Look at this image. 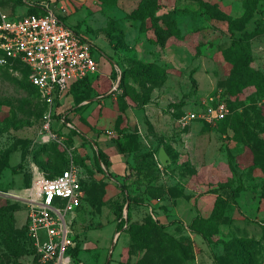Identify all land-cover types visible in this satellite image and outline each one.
<instances>
[{
    "label": "rangeland",
    "instance_id": "374dc122",
    "mask_svg": "<svg viewBox=\"0 0 264 264\" xmlns=\"http://www.w3.org/2000/svg\"><path fill=\"white\" fill-rule=\"evenodd\" d=\"M35 1L0 0V13L23 16ZM205 1L222 15L198 0H67L71 12L58 14L95 44L100 74L55 105L50 130L24 65L0 66V191L15 194L34 170L52 175L49 158L66 165L68 146L84 175L74 264H225L233 237L257 240L264 264V0L251 13L245 0ZM100 95L105 103L89 110ZM212 97L228 102L225 121H181ZM100 144L123 155V173L98 162ZM218 194L230 203L226 217L216 227L194 220L210 215ZM0 205L17 209L14 223L0 222V264H31L25 250L14 255L26 205L1 193ZM149 217L162 227L134 239L129 226Z\"/></svg>",
    "mask_w": 264,
    "mask_h": 264
},
{
    "label": "built area",
    "instance_id": "2783aa9c",
    "mask_svg": "<svg viewBox=\"0 0 264 264\" xmlns=\"http://www.w3.org/2000/svg\"><path fill=\"white\" fill-rule=\"evenodd\" d=\"M40 6L38 13L14 19L0 13V48L4 51L0 64L19 60L29 68L30 81L48 106L44 129L50 130L56 100L75 83L97 75L100 66L96 46L89 37L66 25L48 1ZM229 113L226 100L212 97L211 103L204 100L199 111H190L181 121L187 124L201 119L216 123ZM82 178L83 173L71 161L67 169L53 178L41 170L33 171L31 184L19 190L24 192L21 196L0 191L23 202L28 209L25 224L34 247L31 264H74L69 249L76 246L73 227L82 204Z\"/></svg>",
    "mask_w": 264,
    "mask_h": 264
},
{
    "label": "trees",
    "instance_id": "16d2710c",
    "mask_svg": "<svg viewBox=\"0 0 264 264\" xmlns=\"http://www.w3.org/2000/svg\"><path fill=\"white\" fill-rule=\"evenodd\" d=\"M200 6L204 9V12L209 14L210 16H215V13H221L222 12L220 10V6L219 3H213L211 4L210 2H207L205 0H198ZM252 4H253V0H245V8L247 13H251L252 12ZM42 10V7L40 5H29V9H28V13L26 14H32V13H38ZM223 17V16H222ZM158 18H156L157 20ZM172 24L170 23L169 26H171ZM174 25H172L170 27V29L173 27ZM158 32L157 35L160 37L161 33L164 31L161 28H157ZM154 42H159L158 38L157 40H153ZM165 43V42H164ZM4 54V51L0 48V57ZM21 63L24 65V67L27 70V76L26 79H28V86L36 91L37 93L40 94V91L38 89V87L36 85H34L29 78L30 75V70L29 68L22 63L19 60H10L9 63L7 65H1L2 67H8L14 63ZM89 80V77L85 78L82 81H79L77 83H75L72 88H84V86L87 84V81ZM228 92H230L231 94L234 93V91L232 89H229ZM41 96V94H40ZM44 102V100H43ZM60 103L59 99L56 100V104ZM228 103V102H227ZM44 104L46 105V112L48 110V106L47 104L44 102ZM55 104V105H56ZM45 112V113H46ZM56 114L55 111V106L53 108V113L52 116H54ZM228 118L225 117L224 119L220 120L219 122H223ZM52 124H53V117H52ZM120 145V144H119ZM121 146V145H120ZM123 149V146H121ZM65 149L67 150V163L65 165V163L63 162V160H61V162H59L58 164H54V161L52 158H49V163L46 165L47 170L49 169H53L54 173H52V175H47V177L53 178L59 174H61L65 169H67L71 163V161H73L75 163L74 158H72L69 154V150L70 148L68 146L65 145ZM97 160L98 162H103L107 168V170H109L110 167V160H109V156L103 151L100 150L97 152ZM9 164L4 165L5 167L8 166ZM45 173V172H44ZM33 177V175H32ZM32 177L30 179L27 186L22 187L26 188L28 187L31 182H32ZM83 180H84V175L83 178L81 180V184L83 187ZM82 205V204H81ZM229 201L227 198H225L223 195L218 194V196L216 197V200L214 202V206L213 209L210 213V215L208 217H204L201 218L199 216H197L194 220H202L204 221L206 224H213L215 227L218 225V222L220 219L226 217L227 215V211L229 208ZM81 209H78V211ZM0 210H2V214L1 218H0V222L2 224H4L5 226H8V217H10L11 221H13L14 223V211H16V208H11L9 210V208H4L3 205H0ZM123 214V208H120V215L122 216ZM118 226V231L123 227L122 224L117 225ZM160 227H162L161 225L158 224V222L155 220H153V218H150L147 220V223L145 225H138V224H134L132 223L129 226V232L132 233V236L134 239H143L144 237L149 236V233H152L153 231L159 229ZM23 230V235H24V243L22 242V246H20L19 244L17 245L18 249L14 250V255L15 256H20L23 251L25 250L26 254H29L30 256H32V254L34 253V247L32 244V240L28 234V230H27V226L26 224H24L21 228ZM10 236V234H9ZM75 241H76V246L74 248L69 249V252L73 254V256H76L77 259L80 258V253H81V246H80V242L76 240L75 237ZM226 248L228 250L226 257L224 258L225 264H262L260 262H258V258L255 254V252H253V249H255V247L258 246V241L253 239V238H242V237H233L230 240H228L226 243ZM11 244L9 243V246ZM48 264H53V263H48Z\"/></svg>",
    "mask_w": 264,
    "mask_h": 264
},
{
    "label": "crops",
    "instance_id": "0c3cea01",
    "mask_svg": "<svg viewBox=\"0 0 264 264\" xmlns=\"http://www.w3.org/2000/svg\"><path fill=\"white\" fill-rule=\"evenodd\" d=\"M43 1H48L49 3L53 4L52 6L54 7V9L60 13L61 15H64V16H67L69 12H71L69 10V5L66 3L67 0H39V1H35L33 2L32 5H41V3H43ZM53 2V3H52ZM29 5L26 7V10L28 11L29 9ZM28 13V12H27ZM26 15V14H25ZM60 15V16H61ZM24 16V15H23ZM21 17V16H20ZM18 18V17H16ZM62 18V17H61ZM100 74V71L97 75H94V76H91L89 77V82L90 83H94L97 79H98V76ZM87 81V82H88ZM75 89V88H74ZM73 88L68 91L63 97H61L59 99L60 102H63L64 99H70V92H72V90H74ZM102 98V95L100 96H97L95 99H94V102L93 104L89 107V110H91L92 108L98 106V107H101L102 104L105 103L106 101V98H102L100 101L99 99ZM104 110H107V108L104 107ZM101 145V148L103 149V151L109 156V160H110V167H109V170L111 172H114L116 174H120V173H123L126 169V162L123 158V155H121L120 153L116 152L114 149H111L110 147H107L105 144H100ZM39 170V169H38ZM36 171V170H34ZM24 225V224H23Z\"/></svg>",
    "mask_w": 264,
    "mask_h": 264
},
{
    "label": "water",
    "instance_id": "95a60500",
    "mask_svg": "<svg viewBox=\"0 0 264 264\" xmlns=\"http://www.w3.org/2000/svg\"><path fill=\"white\" fill-rule=\"evenodd\" d=\"M159 157H160V160L162 161L163 164H168L170 162L169 155L167 154V152L165 151L164 148H161V150L159 152ZM108 263L109 262H107V264Z\"/></svg>",
    "mask_w": 264,
    "mask_h": 264
},
{
    "label": "bare ground",
    "instance_id": "6f19581e",
    "mask_svg": "<svg viewBox=\"0 0 264 264\" xmlns=\"http://www.w3.org/2000/svg\"><path fill=\"white\" fill-rule=\"evenodd\" d=\"M23 193H24V192H21V191L18 190L15 194H16V195L18 194V195L21 196ZM65 261H67V260H65ZM65 261H64V262H65Z\"/></svg>",
    "mask_w": 264,
    "mask_h": 264
}]
</instances>
